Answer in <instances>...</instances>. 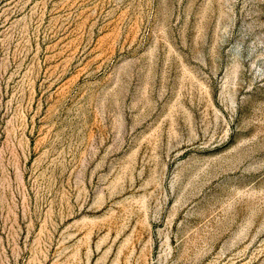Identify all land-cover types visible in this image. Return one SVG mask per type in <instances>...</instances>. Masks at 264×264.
Returning a JSON list of instances; mask_svg holds the SVG:
<instances>
[{"label": "rangeland", "instance_id": "374dc122", "mask_svg": "<svg viewBox=\"0 0 264 264\" xmlns=\"http://www.w3.org/2000/svg\"><path fill=\"white\" fill-rule=\"evenodd\" d=\"M0 264H264V0H0Z\"/></svg>", "mask_w": 264, "mask_h": 264}]
</instances>
